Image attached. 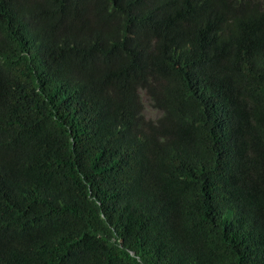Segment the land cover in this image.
<instances>
[{
  "label": "trees",
  "instance_id": "1",
  "mask_svg": "<svg viewBox=\"0 0 264 264\" xmlns=\"http://www.w3.org/2000/svg\"><path fill=\"white\" fill-rule=\"evenodd\" d=\"M0 264H264V0H0Z\"/></svg>",
  "mask_w": 264,
  "mask_h": 264
},
{
  "label": "rangeland",
  "instance_id": "2",
  "mask_svg": "<svg viewBox=\"0 0 264 264\" xmlns=\"http://www.w3.org/2000/svg\"><path fill=\"white\" fill-rule=\"evenodd\" d=\"M138 95H139V102L141 104V113H142V117L145 119V120H149V121H155L158 117H159V112L154 110L148 100L146 99L144 93L142 91H139L138 92Z\"/></svg>",
  "mask_w": 264,
  "mask_h": 264
}]
</instances>
